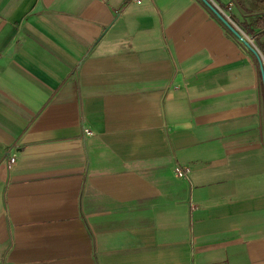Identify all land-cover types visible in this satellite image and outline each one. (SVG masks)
Returning <instances> with one entry per match:
<instances>
[{"label":"crops","instance_id":"1","mask_svg":"<svg viewBox=\"0 0 264 264\" xmlns=\"http://www.w3.org/2000/svg\"><path fill=\"white\" fill-rule=\"evenodd\" d=\"M0 264H264L261 68L201 0H0Z\"/></svg>","mask_w":264,"mask_h":264},{"label":"trees","instance_id":"2","mask_svg":"<svg viewBox=\"0 0 264 264\" xmlns=\"http://www.w3.org/2000/svg\"><path fill=\"white\" fill-rule=\"evenodd\" d=\"M235 2L247 12L258 13L246 25V32L255 40L256 46L264 56V0H235Z\"/></svg>","mask_w":264,"mask_h":264},{"label":"water","instance_id":"3","mask_svg":"<svg viewBox=\"0 0 264 264\" xmlns=\"http://www.w3.org/2000/svg\"><path fill=\"white\" fill-rule=\"evenodd\" d=\"M201 1L214 13V15L223 23V25L257 57L264 84V56L258 47L253 45L252 42L248 41L246 36L237 27H235V25H233V23L227 19L209 0Z\"/></svg>","mask_w":264,"mask_h":264},{"label":"built area","instance_id":"4","mask_svg":"<svg viewBox=\"0 0 264 264\" xmlns=\"http://www.w3.org/2000/svg\"><path fill=\"white\" fill-rule=\"evenodd\" d=\"M136 1L140 2V0H136ZM85 132H86V135H89V136L92 135V132L89 131V130H86ZM15 161H16L15 158L11 159V164L15 163ZM177 174H178L179 177H183L184 176V172L181 171L180 169H177Z\"/></svg>","mask_w":264,"mask_h":264}]
</instances>
